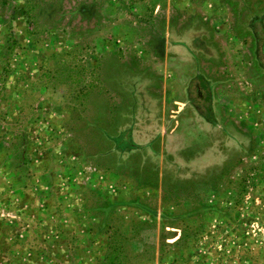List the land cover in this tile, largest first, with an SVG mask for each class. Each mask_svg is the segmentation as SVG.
Listing matches in <instances>:
<instances>
[{
  "label": "rangeland",
  "instance_id": "374dc122",
  "mask_svg": "<svg viewBox=\"0 0 264 264\" xmlns=\"http://www.w3.org/2000/svg\"><path fill=\"white\" fill-rule=\"evenodd\" d=\"M221 1L0 0V264H101L114 229L125 264H264V0ZM167 40L225 133L174 131Z\"/></svg>",
  "mask_w": 264,
  "mask_h": 264
},
{
  "label": "flooded vegetation",
  "instance_id": "af4514ba",
  "mask_svg": "<svg viewBox=\"0 0 264 264\" xmlns=\"http://www.w3.org/2000/svg\"><path fill=\"white\" fill-rule=\"evenodd\" d=\"M219 1H221V0H219ZM232 2L238 3L241 6H244L246 3L245 1H242V0H232ZM221 3H222V1H221ZM254 4H256V3H254ZM261 4H263V2ZM253 18H251V20L249 21L248 27L251 26ZM192 26H194L193 30H195L196 25H195L194 21L191 24H189L188 29ZM231 26H232L233 32H235V34L238 35L236 28L235 29L233 28L232 22H231ZM256 26H258V24ZM180 27L179 26H175L173 28L169 27L170 36H171L172 32L175 35L181 34V32H183V30L179 31ZM201 28L205 29L203 27H201ZM206 34H207V31H206ZM160 35H161L160 37L162 38L163 37L162 32L160 33ZM171 47H174V46H172L167 41L166 46H164V48H163L164 53H165V49H168L167 57L168 56L171 57V55H172L171 60L174 62H171V63H174V65H175L174 66L175 67L174 76L171 77V75H168L167 77H170L171 80L166 79L165 85H167V86L170 85V87H171L172 86L171 83H173L175 88L177 87L178 91L180 92V91H182V84H184V83H182V80L186 78L185 80H183V82L185 81V82L189 83L187 86V91H186L187 104H184V108L181 109L176 114V117L174 119V123H175L174 131L180 129L178 127H181V119L186 114V111L184 112V110H185L186 106H188L186 110L188 111V109H191V112L196 116L198 121L202 122L205 125L206 129H208V126L210 125L211 127L218 128L219 130H221L222 133H225V128L219 126V120H217V118H216L217 117V109L215 107L216 99H215L214 95H215L217 83L211 81L209 78H207L203 73H201L198 70V68H199L198 64L200 61V57L198 56L197 53L194 55L195 61L197 63V64L195 63L194 65H195V68L197 70L194 68V66L191 65V67H192V71L190 70L191 73L187 74L186 77L184 76L185 78L182 77L183 69L184 70L187 69L189 62L184 58L182 59V57L177 54L176 50H174V48H171ZM255 52H256V49L254 51V58L256 59ZM256 61H257V59H256ZM181 63H183V64H181ZM184 65H186V66H184ZM187 71H188V69L185 70V72H187ZM174 86H172V87H174ZM158 112L160 115H162V112L160 110H157V114H158ZM160 115L155 116V119L160 118ZM208 131H210V130H207V132ZM153 140L156 142L155 138Z\"/></svg>",
  "mask_w": 264,
  "mask_h": 264
},
{
  "label": "trees",
  "instance_id": "16d2710c",
  "mask_svg": "<svg viewBox=\"0 0 264 264\" xmlns=\"http://www.w3.org/2000/svg\"><path fill=\"white\" fill-rule=\"evenodd\" d=\"M260 19L257 20L258 26L251 23L248 29L253 35V40L255 41V55L259 67L264 72V11L259 14ZM258 27V28H257ZM115 238L113 237L109 240L107 245V255L101 264H125L123 252L126 249V239L123 237L118 229H114L113 232Z\"/></svg>",
  "mask_w": 264,
  "mask_h": 264
},
{
  "label": "crops",
  "instance_id": "0c3cea01",
  "mask_svg": "<svg viewBox=\"0 0 264 264\" xmlns=\"http://www.w3.org/2000/svg\"><path fill=\"white\" fill-rule=\"evenodd\" d=\"M211 2L213 3V5H215V6H218V7H216L215 9L217 10L220 6H221V9H223L222 8V3H221V1H219V0H211ZM227 19H228V17H227ZM213 25L214 26H212V27H215V25L216 26H218V29L221 31L219 34H218V36L219 37H221L223 40H224V44L226 43V41L228 42V40L229 39H231L234 43H238V39H237V35L235 34V32H233V30H232V26H231V22H229V24H228V26H222L221 25V28H220V26H219V24L215 21H213ZM217 23V24H216ZM221 23H222V21H221ZM170 35V34H169ZM203 38H206L207 39V34H206V36H204ZM168 41V40H167ZM230 41V40H229ZM206 44L208 45V43L206 42ZM227 45H228V43H226ZM209 47H211L210 45H208ZM207 46V47H208ZM224 50H225V47L224 46H222V48H221V50H220V52H224ZM167 51H168V49H165V53H166V56H167ZM175 78V77H174ZM160 114H159V112H158V114H157V112H155V116H159Z\"/></svg>",
  "mask_w": 264,
  "mask_h": 264
}]
</instances>
